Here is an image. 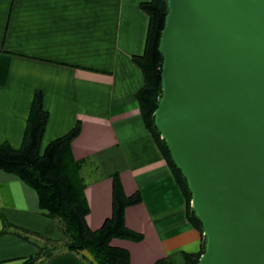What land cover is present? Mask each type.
<instances>
[{"label":"crops","instance_id":"obj_1","mask_svg":"<svg viewBox=\"0 0 264 264\" xmlns=\"http://www.w3.org/2000/svg\"><path fill=\"white\" fill-rule=\"evenodd\" d=\"M150 1L0 0V144L22 146L41 92L49 113L43 150L81 125L72 149L76 160H89L83 170L89 227L99 230L112 216V176L119 174L125 194L141 198L125 220L144 240L112 245L129 252L130 264L166 258L184 264L187 254L201 253L203 237L137 98L145 77L134 58L146 51L150 18L141 6ZM4 222L53 241L64 238L41 210L37 192L0 170V233ZM37 253L33 243L0 235V264H29ZM48 264L85 262L64 253Z\"/></svg>","mask_w":264,"mask_h":264},{"label":"water","instance_id":"obj_2","mask_svg":"<svg viewBox=\"0 0 264 264\" xmlns=\"http://www.w3.org/2000/svg\"><path fill=\"white\" fill-rule=\"evenodd\" d=\"M155 124L202 222L198 264H264V0H167Z\"/></svg>","mask_w":264,"mask_h":264},{"label":"trees","instance_id":"obj_3","mask_svg":"<svg viewBox=\"0 0 264 264\" xmlns=\"http://www.w3.org/2000/svg\"><path fill=\"white\" fill-rule=\"evenodd\" d=\"M141 7L150 18V28L145 54L134 58L145 77V86L137 98L146 125L186 196L188 218L203 237L201 253L185 256L184 264H198L206 244L202 222L191 206L192 193L187 180L175 165L155 124V112L163 96L164 56L160 52V42L169 13L168 2L151 0ZM48 121L49 113L44 109L43 95L36 92L22 146L17 149L9 143L0 144V170L16 175L37 192L41 210L46 217L57 223L64 238L53 241L7 222H4L0 235L11 233L35 244L38 253L27 260L29 264L39 260L40 264H48L54 257L64 253L80 256L85 264H130L129 252L114 247L112 242L118 239L141 243L144 240L143 234L129 229L125 220L127 208L141 203L140 196L128 197L119 174H114L112 216L99 230H92L87 222L90 208L86 197L87 180L83 175L89 160H76L72 149L74 140L80 134L81 125L78 123L69 134L52 141L43 150L42 142ZM84 252L90 254L92 259L84 256ZM155 264L173 263L166 258Z\"/></svg>","mask_w":264,"mask_h":264},{"label":"rangeland","instance_id":"obj_4","mask_svg":"<svg viewBox=\"0 0 264 264\" xmlns=\"http://www.w3.org/2000/svg\"><path fill=\"white\" fill-rule=\"evenodd\" d=\"M87 253V252H86ZM40 261V260H39ZM40 262H37V264H39Z\"/></svg>","mask_w":264,"mask_h":264}]
</instances>
